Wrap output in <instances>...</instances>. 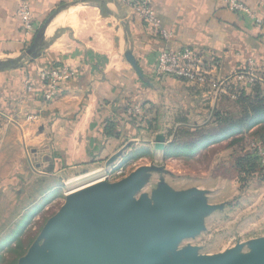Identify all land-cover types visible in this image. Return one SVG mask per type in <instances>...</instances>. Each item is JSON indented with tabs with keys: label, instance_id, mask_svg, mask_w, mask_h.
Here are the masks:
<instances>
[{
	"label": "crops",
	"instance_id": "1",
	"mask_svg": "<svg viewBox=\"0 0 264 264\" xmlns=\"http://www.w3.org/2000/svg\"><path fill=\"white\" fill-rule=\"evenodd\" d=\"M241 1L264 21L261 0ZM23 3L31 9L30 33L19 15ZM150 6L171 30L169 43L118 0H0L1 203L28 201L25 212L78 170L103 168L100 163L111 170L108 159L127 144L117 160L140 163L149 159L140 149L149 146L155 157L170 159L173 137L183 130L188 137L212 138L233 121L263 114L254 107L264 104V23L224 0H151ZM168 45L196 50L226 92L216 96L217 86L156 77L158 54ZM129 50L142 75L126 58ZM10 61L16 64L3 67ZM250 61L261 80L239 77ZM51 66L74 75L48 98L40 70ZM217 113L230 120L212 121ZM159 133L166 137L164 150L155 147ZM49 177L60 183L47 186Z\"/></svg>",
	"mask_w": 264,
	"mask_h": 264
},
{
	"label": "water",
	"instance_id": "2",
	"mask_svg": "<svg viewBox=\"0 0 264 264\" xmlns=\"http://www.w3.org/2000/svg\"><path fill=\"white\" fill-rule=\"evenodd\" d=\"M126 58L142 75L131 50ZM165 142L159 133L156 149L164 150ZM128 146L113 154L107 166ZM153 167L140 165L120 180L102 179L69 192L18 264H264V236L251 240L247 253L241 245L214 254H199L195 246L177 251L221 206L208 202L206 189L176 190L166 182L151 196L140 194Z\"/></svg>",
	"mask_w": 264,
	"mask_h": 264
},
{
	"label": "rangeland",
	"instance_id": "3",
	"mask_svg": "<svg viewBox=\"0 0 264 264\" xmlns=\"http://www.w3.org/2000/svg\"><path fill=\"white\" fill-rule=\"evenodd\" d=\"M263 127L264 122L254 129L233 132L221 141L209 143L203 141L206 134L188 137L186 130H183L177 140L173 137V149L200 142L196 144L195 151L180 155L173 153V157L166 159L161 155L155 157L153 148L149 146L140 149V156L149 158L142 159L140 163L137 159L125 158L114 162L109 168L111 170L104 167V163L99 164L103 168L78 170V173L68 176L59 189L44 196L25 212L22 208L30 202L12 207L13 204L1 203V198L0 264H18L48 219L63 205L69 192L102 179L120 180L144 163L157 168L150 169L147 183L140 194L145 192L151 196L160 182H166L176 190L191 187L206 189L208 202L221 206L205 216V228L195 237L183 239L177 251L195 246L199 254H214L241 245L242 252H250V241L264 236ZM46 183L53 187L60 180L49 177ZM5 197L10 202L13 196Z\"/></svg>",
	"mask_w": 264,
	"mask_h": 264
},
{
	"label": "built area",
	"instance_id": "4",
	"mask_svg": "<svg viewBox=\"0 0 264 264\" xmlns=\"http://www.w3.org/2000/svg\"><path fill=\"white\" fill-rule=\"evenodd\" d=\"M120 3L127 4L134 9L136 14L144 21L149 23L153 29H155L159 35L169 43L172 38L171 30L167 29L156 12L151 8V0H118ZM227 7L231 10L238 11L249 16L255 24L264 23L260 17H257L245 3L241 0H224ZM260 4L264 5V0L260 1ZM19 15L22 17L24 27L30 33L32 32L34 25L31 16V9L28 3H23L19 9ZM210 65L203 59L198 52L190 47H186L181 50H174L171 47L166 46L158 54L157 61L154 68V74L156 77L163 76H176L187 82L195 83L200 86H217L216 96L220 93H224L225 88L220 87L214 80L211 74ZM214 68V67H213ZM243 75H239L240 78L246 76L251 81L261 80L258 71L255 68L254 61L249 62V66ZM74 75V72L67 67L51 66L42 68L40 70V76L43 80L49 84V90L47 97L57 90V86L61 81L68 80ZM28 90H32V86L27 81ZM220 87V88H218ZM235 97V95H234ZM108 177V176H107Z\"/></svg>",
	"mask_w": 264,
	"mask_h": 264
},
{
	"label": "trees",
	"instance_id": "5",
	"mask_svg": "<svg viewBox=\"0 0 264 264\" xmlns=\"http://www.w3.org/2000/svg\"><path fill=\"white\" fill-rule=\"evenodd\" d=\"M16 64V62H13V61H10V62H7V63H4V64H2L3 65V67H6V66H13V65H15ZM254 110L258 113V112H260L259 110H262V112H263V114L261 115H258V116H256V118H254V120H252V119H248L247 121H245L244 119H241L240 120V122H234L233 120V122H231V124L230 125H232V127L231 128H229V129H227V130H224L223 132H222V134L223 135H216V136H213L212 138L210 137V136H208V135H206L207 137H205L204 139H203V141H208V142H206V143H209V142H213L214 140H220V138H224V137H226V136H228V135H231V134H233V132H237V131H243V130H246V129H250V127H252L253 125H256V124H261V123H263L264 122V104L263 105H258V106H255L254 107ZM215 117H216V119H215ZM219 118V119H218ZM213 119L214 120H222V121H224V120H230V118H226V117H224L223 115H218V113L217 114H215L212 118H211V120L213 121ZM144 121V120H143ZM146 127H150L148 124L147 125H145ZM109 127H110V129H111V127H112V123H111V125H109ZM263 129H264V127H263ZM262 129V130H263ZM109 132H111V131H109ZM202 141V142H203ZM201 142V143H202ZM196 144L197 145H199L200 144V142H198V143H193V144H191L190 146H182V147H177V148H175V150L173 151L174 153H175V155H180V154H182L183 152H192V151H195L196 150ZM206 145V144H205Z\"/></svg>",
	"mask_w": 264,
	"mask_h": 264
}]
</instances>
